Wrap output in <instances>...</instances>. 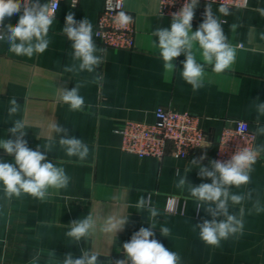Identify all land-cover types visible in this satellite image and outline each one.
<instances>
[{"label": "crops", "instance_id": "obj_1", "mask_svg": "<svg viewBox=\"0 0 264 264\" xmlns=\"http://www.w3.org/2000/svg\"><path fill=\"white\" fill-rule=\"evenodd\" d=\"M104 3L80 0L71 7L70 0H61L48 33L49 47L32 58L11 53L9 45L0 41V139L14 140L8 130L15 119H23L27 146L32 150L39 146L44 152L43 146L51 137L53 149L45 153V162L62 167L70 177L66 189L49 188L44 201L27 194L9 201L0 185V264H61L67 254L79 258L84 250L99 253V264H115L124 259L123 244L152 222L146 210L134 207L141 196H150L152 206L159 210L152 238L178 253L181 264H264V211H251L256 199L264 205V153L253 166L251 182L231 188L234 194L252 193V199L229 208L230 214L237 216L244 209L243 232L222 240L219 247L205 244L199 229L193 227L211 220V215L203 207H196L187 186L183 190L175 186L180 176L193 186L211 183L210 178L199 176V168L190 161L206 154L200 163L210 168L209 162L216 156V136L234 121H245L252 133L256 130L257 113L252 102L258 98L264 103V17L256 9L264 8V0H248L243 8L231 7L227 16L218 11L221 5L199 1L192 31L204 21L205 9L210 5L237 55L224 72L206 66L204 87L195 92L180 74L185 55L174 59L175 71L166 70L155 45L159 38L151 36L157 29L171 27L172 16L159 12V0H123L124 9L133 17V50L106 48L102 63L93 73L64 72V67L73 63L72 42L62 32L66 15L73 13L77 22L87 18L93 25L95 44L102 48L94 29ZM22 12L6 18L5 25H16ZM193 51L197 61L203 63L198 45L194 44ZM76 83L84 84L80 88L85 100L82 111H72L58 102L59 89L71 90ZM13 96L20 111L9 118L8 102ZM158 107L198 117L209 144L186 158L166 155L160 160L138 158L122 150L120 136L112 131L113 124L123 120L153 123ZM52 122L67 129L69 137L82 139L89 146L85 161L66 155L58 142L64 138L63 133L56 136L49 131ZM259 124L264 126V116ZM259 145H264V135L256 136L252 147ZM0 162L14 163V156L0 149ZM168 197L177 199L174 213L164 210ZM89 212L101 218L128 216V223L115 236L103 233L99 228L102 221H98L88 239L74 242L65 235L68 225ZM162 226L171 230L170 236L160 234Z\"/></svg>", "mask_w": 264, "mask_h": 264}, {"label": "clouds", "instance_id": "obj_2", "mask_svg": "<svg viewBox=\"0 0 264 264\" xmlns=\"http://www.w3.org/2000/svg\"><path fill=\"white\" fill-rule=\"evenodd\" d=\"M77 2L78 0H72L71 5L74 7ZM165 3H168L167 0ZM198 3L199 0H185L182 9L172 14L170 30L157 29L151 33V36L159 38L158 45L153 43L159 49L166 70L175 71L174 59L181 54L185 55L186 59L180 74L194 92L204 87L206 66H211L217 73L224 72L234 63L237 55V49L228 43L222 23L213 14L210 5L205 9L204 21L196 31H192V21ZM58 4L59 0L43 4L40 0H0V41L6 42L9 51L17 56L32 58L35 54L44 53L50 44L48 33L55 20ZM21 9L23 12L18 23L5 25V19L20 13ZM218 11L224 16L231 14L227 5H221ZM256 11L264 17V8L258 7ZM116 22L120 26H126L133 23V17L124 11H119ZM62 32L72 42L73 49V63L65 66L63 71L76 74L84 71L93 73L102 63L106 49L98 48L95 44L92 23L87 18L77 22L74 14L69 12ZM194 44L201 50L203 63L196 59ZM83 86V83H76L71 90L59 89L58 102L67 104L72 111H82L85 100L80 94V88ZM8 103V116L12 118L20 111V104L15 96L11 97ZM252 104L257 113V127L251 134L255 139L258 135H264V126L259 124V118L264 116V103L258 102L257 98ZM48 128L56 136L63 133L64 138L59 139L58 142L67 156L77 157L80 162L88 158L90 149L82 139L69 137L68 130L60 127L57 122L50 123ZM25 129L26 122L23 119H15L14 126L8 130L15 139H0V149L9 156H14V163L0 162V185L5 198L9 201L13 198L19 199L25 194L44 201L49 188L66 189L70 177L62 167H57L52 162H45V153L52 152L53 149L52 138L50 137L49 142L43 146L44 152L39 150V146L36 150H32L24 139L27 135ZM261 153H264V145L237 148L227 161H210V168L200 163L206 154L199 160L192 159L191 164L199 168V176L211 179V183H201L198 186L186 182L185 176H180L177 170L176 175L180 176V179L175 186L181 190L187 186L191 197L196 201V207H203L212 217L211 220L193 226L194 230L199 229V237L205 244L219 247L222 240L242 234L244 209L241 208L240 215L237 216L230 214L229 208L242 205L245 200L252 199V193L234 194L231 188L233 186L238 188L251 182L253 166ZM134 207L146 210L152 222H149V228L141 227L132 235L129 242L123 244L124 259L116 260L115 264H181L178 253L167 249L157 239L152 238L155 235L153 230H156L159 210L152 206L150 196L139 197ZM251 211L257 214L264 211V205H261L259 199L253 202ZM218 217L223 219L218 221ZM98 221H102L99 228L103 233L116 236V233L123 230L128 223V216L112 215L101 218L89 212L86 217L72 221L65 235L74 242L88 239L96 231ZM159 232L164 237L171 235V230L166 226H162ZM99 255L89 250L82 251L79 258L67 254L61 264H99Z\"/></svg>", "mask_w": 264, "mask_h": 264}, {"label": "built area", "instance_id": "obj_3", "mask_svg": "<svg viewBox=\"0 0 264 264\" xmlns=\"http://www.w3.org/2000/svg\"><path fill=\"white\" fill-rule=\"evenodd\" d=\"M79 1L74 7L78 5ZM199 1L227 5L229 8H243L248 2V0ZM51 2L52 0H48V3ZM165 2L166 0H159V12L162 15L172 16L173 13L182 9L185 0H173L172 3L171 0H167L168 3ZM71 4L72 0H70V6L73 7ZM119 11L130 15L124 9L123 0H105L95 25L94 37L102 48L130 51L134 48L135 29L133 23L120 26L116 22ZM154 118L153 123L141 120L115 122L112 131L120 136L122 150L138 158L148 156L160 160L166 155L186 158L193 150L202 147L200 145L209 144L199 126V118L196 116L158 107L154 111ZM251 134L248 124L241 120L234 121V125L224 128L214 140L215 160L227 161L237 148L252 147L254 139ZM176 206L177 199L168 197L164 210L174 213Z\"/></svg>", "mask_w": 264, "mask_h": 264}]
</instances>
